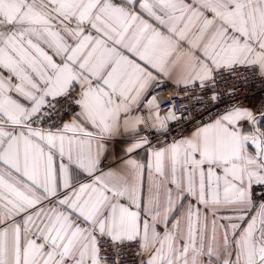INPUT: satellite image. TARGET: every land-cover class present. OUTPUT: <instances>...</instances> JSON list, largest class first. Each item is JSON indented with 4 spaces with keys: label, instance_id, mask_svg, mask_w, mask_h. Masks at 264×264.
Instances as JSON below:
<instances>
[{
    "label": "snow or ice",
    "instance_id": "6c2138e0",
    "mask_svg": "<svg viewBox=\"0 0 264 264\" xmlns=\"http://www.w3.org/2000/svg\"><path fill=\"white\" fill-rule=\"evenodd\" d=\"M244 72L264 0H0V264H264Z\"/></svg>",
    "mask_w": 264,
    "mask_h": 264
},
{
    "label": "built area",
    "instance_id": "2783aa9c",
    "mask_svg": "<svg viewBox=\"0 0 264 264\" xmlns=\"http://www.w3.org/2000/svg\"><path fill=\"white\" fill-rule=\"evenodd\" d=\"M244 77H247V79L245 80ZM219 87L221 92H227L231 90L235 91V95L232 99L233 103L235 101H240L244 105L255 104L257 108H259L261 104H264V91H262V85L260 81L256 79L250 72L241 73L239 78L235 76H228L226 74L224 78L220 80ZM169 91L170 89L165 88L159 93L158 99L161 101V103L168 97ZM224 101L225 103L229 101L228 96H224ZM220 107L223 108L224 105L221 104ZM161 110L166 111L167 108L162 107ZM187 130L188 129L186 128L181 129L180 131L182 134H186ZM175 134L176 132L174 131L173 135Z\"/></svg>",
    "mask_w": 264,
    "mask_h": 264
},
{
    "label": "crops",
    "instance_id": "0c3cea01",
    "mask_svg": "<svg viewBox=\"0 0 264 264\" xmlns=\"http://www.w3.org/2000/svg\"><path fill=\"white\" fill-rule=\"evenodd\" d=\"M242 105L245 106V107H251V106H253V105H255V104H249V105H244V104H242ZM161 112L163 113L164 111L161 110Z\"/></svg>",
    "mask_w": 264,
    "mask_h": 264
}]
</instances>
